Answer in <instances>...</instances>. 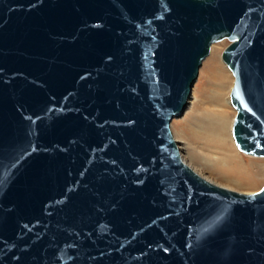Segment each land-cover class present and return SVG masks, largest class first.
<instances>
[{
    "label": "water",
    "instance_id": "obj_1",
    "mask_svg": "<svg viewBox=\"0 0 264 264\" xmlns=\"http://www.w3.org/2000/svg\"><path fill=\"white\" fill-rule=\"evenodd\" d=\"M223 37L264 156V0H0V264H264V183L208 181L169 129Z\"/></svg>",
    "mask_w": 264,
    "mask_h": 264
},
{
    "label": "bare ground",
    "instance_id": "obj_2",
    "mask_svg": "<svg viewBox=\"0 0 264 264\" xmlns=\"http://www.w3.org/2000/svg\"><path fill=\"white\" fill-rule=\"evenodd\" d=\"M220 40H222V38L213 42L216 43ZM213 42L209 44L208 52H210V48ZM216 52L217 50L212 53L207 74L208 78L211 79V81H214L217 86L216 90L212 94V97L210 96V98H212V100L210 99V101L213 102L212 106H203V99H200L199 97L193 98L191 100V94L189 93V95L187 96L186 106L178 115L173 117H178L180 115L182 116L183 112L188 107V111L183 118L184 121L190 123V126H188L185 132L187 139L186 142H184V147L188 151L189 157L191 159H194L196 157L194 153L196 143H200L202 144L201 146L204 145L207 148L211 147L213 149H216V152L218 151V153L222 157L230 160V163L227 165L228 167L221 171V176L227 177L228 179L233 177V180L241 183H253L255 182V176L263 170L262 167L260 168L259 166L262 163L256 164L257 162H255V160L253 159H250V162L246 163L243 157L232 149L230 137L231 139L233 138L231 136L230 129L234 112L229 107V90L232 84V78L218 64ZM206 55H209V53H207ZM176 146L178 148L181 159L184 161L177 143ZM239 151L246 155L258 157V155L248 154L241 150ZM252 168H256V170L253 171Z\"/></svg>",
    "mask_w": 264,
    "mask_h": 264
},
{
    "label": "rangeland",
    "instance_id": "obj_3",
    "mask_svg": "<svg viewBox=\"0 0 264 264\" xmlns=\"http://www.w3.org/2000/svg\"><path fill=\"white\" fill-rule=\"evenodd\" d=\"M229 42L228 38L223 37L222 40L214 43L211 45L209 55H206L204 59H202L198 70H197V75L195 80L193 81V84L190 89V94H191V100L193 98L199 97L200 99H203V106H212V94L216 90L217 86L214 83V81H211V79L208 78V67L210 64V58L212 56V53L217 50V62L218 64L230 75L233 81V75L231 74L230 70L226 67V65L222 62L220 58V52L222 48ZM232 85V84H231ZM230 91V90H229ZM229 107L233 112L235 113V109L229 102ZM188 111L187 109L183 112L182 116L178 117H173L170 122H169V129L170 132L175 139L181 156L184 159V161L199 175L204 177L205 179L219 185L225 188H229L232 190H236L239 192H252L254 190H257L263 183H264V156H250L246 155L244 153H241L235 146L233 139L230 137V141L232 144V149L237 152L240 156L243 157L245 162H250V159L255 160L257 162L256 164H261L259 165L260 168L262 167V172L258 173L255 176V182L253 183H241L236 180H233L231 177L228 179L227 177L221 176V171L223 169H226L228 164L230 163L229 159H226L222 157L218 151L216 152V149H213L211 147H205L204 145L201 146L202 144H195V149L194 153L196 157L194 159H191L189 157L188 151L184 147V142H186V135L185 132L190 126V123L187 121H184V116L186 115V112ZM234 116V115H233ZM198 151V152H197ZM253 171L256 170V168H252Z\"/></svg>",
    "mask_w": 264,
    "mask_h": 264
}]
</instances>
